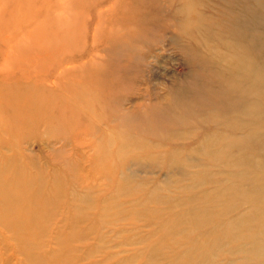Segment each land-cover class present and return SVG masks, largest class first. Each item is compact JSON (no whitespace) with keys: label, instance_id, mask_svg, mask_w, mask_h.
<instances>
[{"label":"rangeland","instance_id":"rangeland-1","mask_svg":"<svg viewBox=\"0 0 264 264\" xmlns=\"http://www.w3.org/2000/svg\"><path fill=\"white\" fill-rule=\"evenodd\" d=\"M0 95V168L37 207L0 264H264V0H0Z\"/></svg>","mask_w":264,"mask_h":264},{"label":"bare ground","instance_id":"bare-ground-1","mask_svg":"<svg viewBox=\"0 0 264 264\" xmlns=\"http://www.w3.org/2000/svg\"><path fill=\"white\" fill-rule=\"evenodd\" d=\"M157 10H161L160 8H157ZM140 15H142V17H144L143 16V14H140ZM144 15H146V14H144ZM149 15V14H148ZM151 16H153V15H151ZM190 16V15H189ZM195 16L198 18V19H200L201 20V17L199 18V16H198V14L197 13H195ZM145 17H147V16H145ZM150 17V16H149ZM157 16H155V18H156ZM158 19H160L159 17H157ZM138 19H140V17H138ZM142 19V18H141ZM143 20V19H142ZM142 20H138V24L140 25L141 23H139V22H141ZM152 20L153 19H151V20H148V21H151L152 22ZM144 22V21H143ZM154 22H156V21H154ZM157 22H160V21H157ZM145 23V22H144ZM143 24V23H142ZM152 24V23H151ZM144 25V24H143ZM145 26V25H144ZM146 26H148V25H146ZM194 26V24H192V25H190V23H185V25H184V30H188V29H191V27H193ZM66 29L67 28H65V30H64V33L62 34L63 35V38L64 37H68V36H71V39H72V37H73V34L72 35H70V33H71V31H69V33H67V34H65V31H66ZM75 32V31H74ZM66 36H65V35ZM61 37V36H60ZM70 39V38H69ZM67 40V39H66ZM171 40H174V39H172L171 38ZM175 41V40H174ZM195 41H197V43L199 44V46H200V42L201 43H205L203 40H201V39H196L195 38ZM48 42V41H47ZM46 42V43H47ZM55 42V41H54ZM131 42H132V39L131 40H129V42H128V46L130 47L131 46ZM176 42V41H175ZM183 43H180V47L185 51L184 53L186 54V55H188L189 53H195V49H193L192 50V45H194L193 44V41L190 39V37H188L187 38V41H182ZM59 43H60V40H59ZM192 45H191V44ZM58 44V43H57ZM66 44V43H65ZM47 45H48V43H47ZM52 45V44H51ZM66 46V45H65ZM51 47V46H50ZM50 49H53V48H50ZM67 49H65V51H66ZM62 53H64L63 51H62ZM69 53V52H68ZM196 54V53H195ZM66 60V59H65ZM99 60V59H98ZM90 62V61H89ZM65 64V63H64ZM69 64V63H68ZM97 65H99V62L97 63ZM96 65V66H97ZM55 66H57V68H58V70L59 71H57V74H56V76H57V79H55L54 77H50L49 79H51V84H54V85H58L60 82L58 81V79L59 78H65V75H67L68 73H64V72H62V71H67V70H71L72 68L70 67V66H61L60 64H58V63H56L55 64ZM94 66H95V64H94ZM245 69H247V70H249L250 71V73L252 74V71H253V65L252 64H247V63H245V65H243L242 67H241V69L239 70V68H237V72H236V76L237 77H239V76H241L242 74H244L245 73ZM99 74V77L97 78V82L99 83V82H102V81H105L104 80V77H103V75L101 74V72H97V74L96 75H98ZM34 75V74H33ZM85 75V74H84ZM70 76H72L71 75V73H70ZM93 78V77H92ZM94 79V78H93ZM62 80V79H61ZM43 81V80H42ZM8 82V81H7ZM15 82V81H14ZM46 82H48V81H46ZM45 82V83H46ZM64 82H66L67 83V80H65ZM25 83V82H24ZM28 83V82H27ZM30 83H32V82H30ZM41 83V82H40ZM58 83V84H57ZM72 83V82H71ZM82 83V82H81ZM16 84V83H15ZM50 84V83H49ZM73 84H75V83H73ZM76 84H77V82H76ZM83 84V83H82ZM8 86H9V84H7ZM18 85V84H17ZM24 85V84H23ZM35 85V84H34ZM41 85H43V84H41ZM68 85V84H67ZM80 85V84H79ZM7 86V87H8ZM6 87V86H5ZM6 87V88H7ZM25 87H27V86H25ZM35 87H37V85L35 86ZM44 87V86H43ZM42 87V88H43ZM60 87V86H59ZM62 87V86H61ZM38 88V87H37ZM46 88V87H45ZM48 89V88H47ZM8 90V89H7ZM6 89H5V91H7ZM72 90V89H71ZM43 91H44V88H43ZM50 91V93H51V90H49ZM86 91V90H85ZM104 91V90H103ZM9 92H10V90H9ZM55 92H58V91H55ZM80 92H82L81 90H80ZM237 92L238 93H240V94H242V90H241V88H239V87H237ZM14 93H15V91H14ZM54 93V92H53ZM83 93V92H82ZM8 94H10V93H8ZM47 94H48V92H47ZM61 94V93H60ZM86 94V93H85ZM2 95V94H1ZM0 95V96H1ZM13 95V94H12ZM11 95V96H12ZM44 96V98H45V95L44 94H41V96ZM81 95V94H80ZM25 96V95H24ZM88 96V95H87ZM36 97V96H35ZM51 97V96H50ZM89 97V96H88ZM11 98H13V96L11 97ZM29 98H30V96H29ZM84 98V97H83ZM101 98V97H100ZM27 99V98H26ZM36 99V98H35ZM56 98H54V100H55ZM65 99V98H64ZM91 99V98H90ZM1 100V99H0ZM43 100H45V102H46V98L45 99H43ZM52 101L51 100V98H50V101H49V103L51 104V105H53V104H55L57 101ZM105 100H107V99H105ZM6 100H4V102H5ZM37 102V100H27V101H25V99L24 98H19V97H15L14 99H13V101H8L7 102V104L6 105H4L5 107H9L10 109H12V108H14V113H11V112H6L8 115V117H11V115H12V118L14 119V118H16V119H18V120H22L23 122H25V116L27 117L28 115H30V114H32V112H38V111H40V110H42L43 109V107H44V105L42 104V105H36V103H34V102ZM69 101V100H68ZM39 102H41V101H39ZM38 102V103H39ZM43 102V101H42ZM41 102V103H42ZM82 102H84V101H82ZM89 102V101H88ZM61 103V102H60ZM78 103V102H77ZM85 103H86V101H85ZM97 103V102H96ZM49 104V105H50ZM81 104V103H80ZM82 105V104H81ZM88 105V104H87ZM99 105V104H98ZM99 106H101V105H99ZM51 107V106H50ZM64 107V106H63ZM82 107L83 108H85V106H83L82 105ZM46 108V107H45ZM52 108H53V106H52ZM65 108V107H64ZM91 108V107H90ZM102 107H100V109H101ZM46 109H48V106H47V108ZM60 109H62V108H60ZM86 109V108H85ZM114 109V108H113ZM119 109V105H116L115 106V110L117 111ZM51 110V108L49 109V111ZM63 110V109H62ZM6 111H8V110H6ZM26 111V112H25ZM44 111V110H43ZM46 111V110H45ZM25 112V113H24ZM99 112V111H98ZM79 113L80 114H83L84 115V113L82 112V110H81V108H80V105H79V107H70V109H67V111L65 112V113H62V121L61 120H52V119H49V120H47V122H48V124H60L61 125V127L63 128V129H65V128H67V130L70 132V131H72V133H74L75 134V132L76 131H78V126L76 125V118H75V116H77V114H78V116H79ZM88 114H89V112H87ZM100 113V112H99ZM15 114H17L16 116H15ZM95 114V113H94ZM93 114V115H94ZM5 115V114H4ZM92 116V115H91ZM5 118H8V117H6V116H4ZM33 117H35L36 118V116H33ZM55 117V116H54ZM84 117H86L85 115H84ZM88 117V116H87ZM90 118V117H89ZM30 119V118H29ZM101 120V119H100ZM4 121H5V119H4ZM30 121V120H29ZM93 121V120H92ZM101 122H103V118H102V120H101ZM29 123H31V122H29ZM44 123V122H43ZM105 123V122H104ZM5 124V123H4ZM9 124V123H8ZM21 124V123H20ZM35 124H37V123H35ZM35 124H33L34 125V127H35ZM46 124V123H45ZM85 124V123H84ZM17 125V124H16ZM19 125V124H18ZM27 125V124H26ZM6 126V125H5ZM9 126V125H8ZM8 126H6V127H8ZM22 126V125H21ZM105 126L106 127H108L107 126V123H105ZM22 127H24V126H22ZM30 127V126H29ZM41 127V126H40ZM42 127H43V125H42ZM90 127H92V126H90ZM15 128H17L18 129V127H15ZM10 129V128H9ZM43 129V128H42ZM48 130H50V129H48ZM58 130V129H57ZM3 130L1 129V132H2ZM56 131V130H55ZM63 131V130H62ZM65 131H66V129H65ZM83 131V130H82ZM4 132V131H3ZM18 132H20V130L18 131ZM61 132V131H60ZM87 132H90V128H87ZM12 133V132H11ZM52 133V132H51ZM84 133V132H83ZM4 134V133H3ZM6 134V133H5ZM13 134V133H12ZM57 134H58V132L56 133V136H57ZM74 134H72V135H74ZM55 135V134H54ZM12 136V135H11ZM80 136H84V135H82V134H79V135H76L75 137H80ZM20 137H22V135L20 136ZM1 139V138H0ZM61 139V138H60ZM62 140V139H61ZM54 143V142H53ZM59 144V143H58ZM9 145V144H8ZM65 147V146H64ZM20 156V155H19ZM22 157V156H21ZM6 158V157H5ZM1 159V158H0ZM4 160V159H3ZM67 160V159H66ZM71 162L72 161H66V164L70 167L71 166ZM76 162V161H75ZM4 163V162H3ZM15 164L13 165V170H14V172H11L12 170H11V168L7 165V162L6 163H4L5 165L2 167V168H0L1 169V173L2 174H0V223H3V224H5V222L8 220L7 218H17V220H18V223H20L19 225H26V223H27V221H26V219L28 220V218H30L31 217V215H32V218H33V213H35V208H37V207H34V205H32V206H30L29 204H26V201H25V199L28 197V195H29V192H27V187H28V182L26 183V185H25V181H23L24 180V177H25V173H22L21 171L23 170V169H21V168H19V167H17V164H16V162H14ZM21 164V163H20ZM19 164V165H20ZM25 164V163H24ZM58 168V167H57ZM57 170V169H56ZM29 171V170H28ZM57 171H59V170H57ZM30 174V173H29ZM30 177V176H29ZM62 178V177H61ZM57 181V180H56ZM34 185V184H33ZM25 197V198H24ZM43 197H45V196H43ZM25 205H27L28 206V208H26V207H24ZM40 205V204H39ZM34 211V212H33ZM24 221V223H22Z\"/></svg>","mask_w":264,"mask_h":264}]
</instances>
